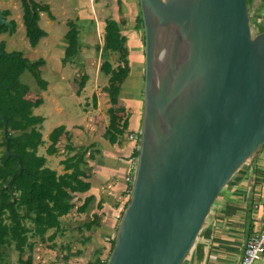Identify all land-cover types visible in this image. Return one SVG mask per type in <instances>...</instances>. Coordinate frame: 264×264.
<instances>
[{
  "label": "water",
  "instance_id": "1",
  "mask_svg": "<svg viewBox=\"0 0 264 264\" xmlns=\"http://www.w3.org/2000/svg\"><path fill=\"white\" fill-rule=\"evenodd\" d=\"M138 3V153L107 264H183L220 192L264 146V30L252 35L248 0ZM0 24L12 26L2 9ZM161 29L167 48L157 72ZM0 119L21 174L20 157L9 152L7 118Z\"/></svg>",
  "mask_w": 264,
  "mask_h": 264
},
{
  "label": "crops",
  "instance_id": "2",
  "mask_svg": "<svg viewBox=\"0 0 264 264\" xmlns=\"http://www.w3.org/2000/svg\"><path fill=\"white\" fill-rule=\"evenodd\" d=\"M100 1L102 0H89V3L93 20H98L102 27L108 17L120 21L114 15L120 12L122 3L126 4L127 11L132 10V0L127 2L114 0L113 4L106 3L104 0L106 6H101ZM65 2L59 3L63 14L66 10ZM95 2L98 4L97 10L93 7ZM47 5L51 14V16L48 14V17L54 22L56 16L52 14L50 5ZM41 12L39 26L42 20ZM73 12L83 15L81 7L75 8ZM102 13L105 16L100 20L98 17ZM61 20L62 18H59V22ZM67 20L66 18L65 23L68 22ZM133 20L135 22V17ZM18 24L21 26V23ZM44 25L48 26L50 22L45 20ZM40 27L43 29L42 26ZM99 28L103 31V28L100 26ZM43 30L46 36L40 41L48 36V32ZM2 35L0 34V37ZM80 44L77 43L78 50ZM70 45L69 42L62 44L61 55L64 56L65 52L73 54L74 47L70 49ZM31 48L28 47L27 51L23 52L24 57L31 62L39 58L43 59L38 54L37 45ZM86 50H89L88 47ZM42 51L49 52L46 49ZM84 53L81 51L80 54L84 55ZM135 57L132 52L129 61L132 64L133 79L136 78L134 76ZM51 60L53 63L56 62L54 51H50L44 57V63L39 67L44 85H38L34 79L38 90L28 92L32 100L41 99V104L33 108V114L42 118L40 131L44 143L39 147L38 154L46 158L47 167L56 170L59 174L72 172L74 175L75 171L81 172L78 180L73 183L77 186L88 183L89 188L86 191L71 193L69 201L73 207L67 214L60 217V227L53 244L52 241L49 242L59 251L56 255L59 256L58 264L74 262L75 264H91L97 257L101 260L106 258L116 236L119 216L123 213L128 199L129 184L126 176L134 169L131 162L135 159L137 150L135 141L129 140L127 135L130 131H134L138 136L143 104L139 105L137 94L135 96L129 94L133 85L128 84L127 80L131 76L122 84L118 102L112 105L107 93L102 90L108 83V76L105 80H101L99 68L98 75L97 73L95 75L97 81L95 77L91 79L90 74H87L88 79L84 87L79 89L80 79L74 78L72 82L70 81L69 72L63 65V60L58 61L60 64L57 66L48 65V61ZM135 88L138 89L137 83ZM121 108L123 110H120ZM113 114H117L120 121L128 117V122L126 129L121 133L123 138L117 137L114 142H111L105 137V131ZM59 126L64 127V132L55 143L56 151L49 154L47 152L51 144L49 134ZM256 177L261 181H257ZM89 196H92V200L88 207L82 212L78 211L77 207L81 206L84 199ZM263 203L264 147L253 156L246 169L231 179L220 192L183 264H240L245 243L254 228L259 226ZM59 238H61L60 241ZM55 243L59 246L55 247ZM102 247V252L96 251Z\"/></svg>",
  "mask_w": 264,
  "mask_h": 264
},
{
  "label": "trees",
  "instance_id": "3",
  "mask_svg": "<svg viewBox=\"0 0 264 264\" xmlns=\"http://www.w3.org/2000/svg\"><path fill=\"white\" fill-rule=\"evenodd\" d=\"M19 1L23 10L21 17L25 34L30 47L34 48L39 40L46 36V32L39 26V13L46 11L51 16L49 6L37 0ZM9 14L10 11H3V17L7 18ZM9 21L12 26L0 24V34L15 32V21L12 19ZM125 23L126 19L117 21L110 17L106 18L103 25V44L101 46L96 45V49L101 53V56H105L108 52H115L119 55V63L115 67L108 58H105L99 66V70L108 76V83L102 90L107 93L112 105L118 102L121 86L129 78L132 68L129 64L127 37L121 30V26ZM67 25L68 30L65 37L71 44V49L73 44L77 46L80 31L73 21H68ZM135 26L143 30L139 3L135 16ZM0 47L3 51V53H0V115L5 116L8 121L9 152L20 157L23 166L21 174H17L19 170L18 159L7 154L5 149L6 140L2 133L1 145L3 151L0 154V246H14V249L18 252L17 260L19 264H34V243L30 241L29 233L31 237L43 236L51 230L52 232L47 236V239L52 241L53 244L56 232L60 227V217L67 214L73 207V204L69 201L71 193L86 191L89 184L75 185L73 181L78 180V176L82 174L81 172L75 171L74 175L72 172L59 174L56 170L47 167L46 158L38 154L39 147L44 143L40 131L42 118L33 114V108L41 104V99H31L28 95L29 88L20 81V76L28 70L38 85H44L39 69L44 63L43 59L39 58L31 62L23 56L21 51L7 52L3 42H0ZM87 79L88 75L86 73L81 75L79 89L84 87ZM115 120L112 116L105 131V137L111 142L117 139V134L125 130L128 117L122 118L121 121L119 119L117 122ZM0 123L2 124V119H0ZM63 132V126L56 127L50 132L51 144L47 149L49 154L56 151L55 143ZM137 153L136 150L135 156H137ZM13 175L15 176L12 182L6 187ZM258 179L257 181H261L260 178ZM130 188L131 183L128 185L126 204L129 200ZM91 200L92 196L86 197L81 206L77 207V210L84 211ZM121 215L119 216L118 225ZM27 220L31 222V227L28 230L22 228ZM114 241L115 239L112 241V246L106 258L101 260L97 257L94 263L91 264H107ZM3 255V251H0V256Z\"/></svg>",
  "mask_w": 264,
  "mask_h": 264
},
{
  "label": "rangeland",
  "instance_id": "4",
  "mask_svg": "<svg viewBox=\"0 0 264 264\" xmlns=\"http://www.w3.org/2000/svg\"><path fill=\"white\" fill-rule=\"evenodd\" d=\"M39 1L41 3L49 4L50 9L53 10L52 14L53 15L55 14L56 16V19L53 20L54 22H52L50 21L51 19L48 17V14H49L48 12L46 11L41 12L42 20H40V26H42L43 29H45L48 32V36L43 41H40L41 39L39 40L37 44L38 54L44 59V57H46L50 51L56 52V62L53 63V60L48 61V65L50 64L52 66L53 65L57 66L60 64L59 63L60 60H63V62L62 61L61 62L63 63V65L67 67V70L69 72V79L72 82L74 78L80 79L81 75L84 73L90 74L91 79L95 77L94 79L97 81V78L95 76L96 73L98 75L97 69L99 68L100 64L104 61L105 58H108L114 67L119 63L118 53L108 52L106 53L105 56H101V53L96 49V45L99 44L101 46L103 44V37H102L103 31L99 28V26L101 28L103 27L101 24L98 23V20L97 21L93 20L94 18L92 17L91 6L89 3V0H84V1L82 0H39ZM61 1H66L65 2L66 10L64 11V14L59 6V3H61ZM127 1L128 0H126V2ZM105 2L109 4L110 3L113 4L114 0H105ZM100 3H101V6L102 5L106 6V4L104 3V0L100 1ZM125 5L126 4L122 3L120 12L116 13L114 16L116 19H119L120 21L121 19H126V23L121 26V30H122V33L127 37L126 45L129 48V60L131 58L132 52H133L134 57L136 56L135 63H134L135 64L134 76L136 78L133 79V76H131L132 74V68H131V74H130L131 77L127 80V82L129 81L128 84L133 85L132 91L129 94H131L132 96H135V94H137L139 101H140L139 105L141 106V103L143 104V82H144V52H143L144 35H143V30L141 28H137L133 20V18L137 14L138 3L135 2V0H132V10H129V11H127L126 9L127 7ZM80 7H81L83 15H79L73 12L75 8H80ZM93 7L94 9L97 10L98 4L95 2ZM0 9H2L3 11L4 10L10 11V14L6 18L7 20H10L13 18L16 21L15 22L16 23L15 32L12 33V35L9 34L8 32L2 33L3 35L2 37H0V42L4 43L5 50L7 52L21 51L25 53L27 51L26 49L30 46L28 44L27 37L25 34V27L22 24L21 16H22L23 10H22L20 1L19 0H0ZM248 10H249L251 32H252V35H255L259 33L261 30H264V0H249ZM124 13H126V15L128 14V16L127 17L124 16L125 15ZM104 16H105L104 13H102L98 17V19L102 20ZM59 18L60 19L62 18L60 22H59ZM66 18L68 19L67 21H73L76 23L81 33V35L79 33L80 40L78 39L79 42L77 43H81V44L79 45V50L77 46L73 44V47H75L74 48L75 51L73 52V54L68 53V52L66 54L65 52L63 56V54L61 55L60 53V51H62V48H63L62 44L68 42V40L65 37V33L68 30V25L67 23H65ZM45 20L49 21L50 25L45 26L44 25ZM17 22L21 23V26ZM87 47L89 50H86ZM43 49L49 50V52H44L42 51ZM81 51L82 53L85 52L84 55L80 54ZM74 54H77V55L74 56ZM52 57H55V55H52ZM70 57H72V59L69 60ZM129 64L132 67L131 62H129ZM99 76L101 80L106 79V75L102 71H99ZM20 81L22 83H25L28 86L30 92L38 90V87L36 86V84H34L35 80L30 71L28 70L25 71L20 76ZM136 83H137L138 89L135 88ZM98 91L100 92V89H98ZM132 92H135V93H132ZM113 117L116 119L115 120L116 122L119 120L118 119L119 116L117 114H114ZM130 132L135 133L134 131H130ZM2 133H3V126L0 123V154L3 151V146L1 145ZM260 150H258L256 154ZM137 151H138V148H137ZM256 154H253L249 159H247V161L238 169V171L234 174V176L231 179L235 178L236 175H240V173L246 169L251 159ZM55 166H57V164H55ZM133 172H134V169L132 173ZM255 179L257 180V177ZM30 227H31V222L29 220L25 221L24 224L22 225L23 229L28 230L30 229ZM50 232L52 231L50 230L43 236H35V237H31L29 233L30 241L34 243V264H58L57 257L59 256H56V255L59 253V251L57 248L52 247L53 245H51L49 240L47 239V236L49 235ZM60 239L61 238H59V241ZM57 245L58 243H55V247ZM0 251H3L4 253L3 256H0V264H19L17 260L18 252L16 249H14V246L12 247L0 246ZM96 251H98L99 253L102 252L103 247L97 249ZM96 255H97V252H96ZM71 264H75V262ZM253 264H264V257H261L260 259L255 260Z\"/></svg>",
  "mask_w": 264,
  "mask_h": 264
},
{
  "label": "built area",
  "instance_id": "5",
  "mask_svg": "<svg viewBox=\"0 0 264 264\" xmlns=\"http://www.w3.org/2000/svg\"><path fill=\"white\" fill-rule=\"evenodd\" d=\"M117 137L123 138V135L120 133L117 134ZM127 138L135 141L138 148L139 138L135 133L129 132ZM131 165L135 168L136 156L135 159L132 160ZM126 181L128 184L132 183L133 173L126 176ZM261 257H264V203L261 206L259 226L253 230V233L247 239L240 264H253L255 260L260 259Z\"/></svg>",
  "mask_w": 264,
  "mask_h": 264
},
{
  "label": "bare ground",
  "instance_id": "6",
  "mask_svg": "<svg viewBox=\"0 0 264 264\" xmlns=\"http://www.w3.org/2000/svg\"><path fill=\"white\" fill-rule=\"evenodd\" d=\"M158 63H157V72L163 62V60L165 59L166 56V38H165V32L164 29H161L159 31V37H158Z\"/></svg>",
  "mask_w": 264,
  "mask_h": 264
}]
</instances>
